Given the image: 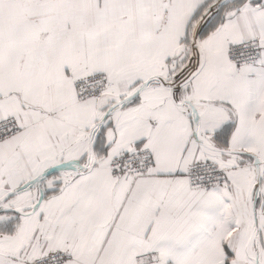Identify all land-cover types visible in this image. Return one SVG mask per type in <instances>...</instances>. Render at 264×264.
Here are the masks:
<instances>
[{
  "label": "snow or ice",
  "instance_id": "6c2138e0",
  "mask_svg": "<svg viewBox=\"0 0 264 264\" xmlns=\"http://www.w3.org/2000/svg\"><path fill=\"white\" fill-rule=\"evenodd\" d=\"M0 264H264V0H0Z\"/></svg>",
  "mask_w": 264,
  "mask_h": 264
}]
</instances>
